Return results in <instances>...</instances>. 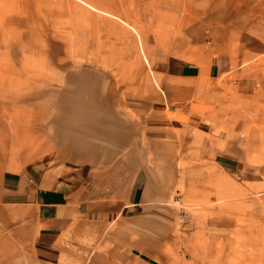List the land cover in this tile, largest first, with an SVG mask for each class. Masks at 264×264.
<instances>
[{
	"label": "rangeland",
	"instance_id": "obj_1",
	"mask_svg": "<svg viewBox=\"0 0 264 264\" xmlns=\"http://www.w3.org/2000/svg\"><path fill=\"white\" fill-rule=\"evenodd\" d=\"M78 74L143 137L127 108L162 113L168 128L139 136L168 198L129 232L77 221L52 258L0 206V264H264V0H0V171L62 150L46 91Z\"/></svg>",
	"mask_w": 264,
	"mask_h": 264
},
{
	"label": "crops",
	"instance_id": "obj_2",
	"mask_svg": "<svg viewBox=\"0 0 264 264\" xmlns=\"http://www.w3.org/2000/svg\"><path fill=\"white\" fill-rule=\"evenodd\" d=\"M177 74L179 78L195 77L186 65H180ZM69 82L70 90L46 91L56 92L52 101L66 115L53 121L49 134L62 150L0 171L1 208L13 212L8 218L24 222L26 230L16 229V237L31 243L44 258L56 255L61 235L77 221L122 220L118 230L132 231V219L149 205L164 202L170 186L163 173L168 167L154 166L152 150L148 155L141 147L143 135L136 128L140 120L122 117L102 101L94 102L98 100L95 77L89 81L78 74ZM28 100L18 96L15 102ZM138 106L127 109L146 113L140 118L145 121L146 140H151L148 134L154 128H168L157 109Z\"/></svg>",
	"mask_w": 264,
	"mask_h": 264
}]
</instances>
